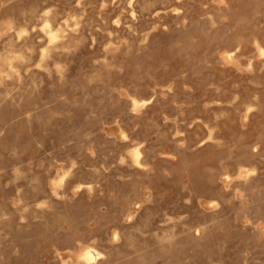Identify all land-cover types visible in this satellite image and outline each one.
<instances>
[{"label": "rangeland", "instance_id": "obj_1", "mask_svg": "<svg viewBox=\"0 0 264 264\" xmlns=\"http://www.w3.org/2000/svg\"><path fill=\"white\" fill-rule=\"evenodd\" d=\"M258 41L264 0H0V264H264Z\"/></svg>", "mask_w": 264, "mask_h": 264}, {"label": "bare ground", "instance_id": "obj_2", "mask_svg": "<svg viewBox=\"0 0 264 264\" xmlns=\"http://www.w3.org/2000/svg\"><path fill=\"white\" fill-rule=\"evenodd\" d=\"M46 3H47V1H45ZM37 3L38 2H36V5H37ZM80 3V2H79ZM87 5V4H86ZM130 5V4H129ZM35 7V6H34ZM26 9V8H25ZM33 9V8H32ZM36 9V8H35ZM44 9H46V8H44ZM52 9V8H51ZM175 9V8H174ZM47 13H49V10H46V12H45V15L41 18L42 20H43V18H44V25L43 24H41L42 26H43V31L45 32V34L48 36V38H49V41H48V43H49V46L48 47H46L45 45V47H44V49L42 50V57H40V58H42L41 59V61L43 60V63L41 62V64L42 65H44L45 67H47V69H50L49 68V66H48V59L52 56L51 54V50L52 49H58V48H61V47H64L66 44H65V42H67V41H65V39H64V34H62L63 33V31H64V29L60 26V27H58V28H56L55 26H53V24H52V21H51V18H50V15L49 14H47ZM35 15V14H34ZM41 16V15H40ZM53 17H54V15H53ZM56 17V16H55ZM9 18V17H8ZM35 18V17H34ZM12 19V18H11ZM30 22V21H29ZM9 25L8 26H11V27H15L14 26V23L11 21V22H9L8 23ZM35 24H37V23H35ZM21 26V25H20ZM36 27V26H35ZM34 27V28H35ZM39 27V26H38ZM20 28V27H19ZM29 28H30V25H29ZM77 28V30H78V27H76ZM18 30V29H17ZM19 31V30H18ZM24 31H27V29L26 28H22V29H20V31L18 32L19 33V36H22V35H24ZM75 31V30H74ZM42 32V31H41ZM67 32V31H66ZM70 32V31H69ZM72 32V31H71ZM23 33V34H22ZM75 33V32H74ZM73 33V34H74ZM27 34H28V32H27ZM45 36V35H44ZM11 37V36H10ZM35 37V36H34ZM14 38H15V36H14ZM17 38V37H16ZM21 38V37H20ZM47 38V39H48ZM79 38V37H78ZM77 38V39H78ZM81 38V37H80ZM6 39V38H5ZM4 39V40H5ZM22 39V38H21ZM77 39H76V41H77ZM82 39V38H81ZM11 40H12V38H11ZM36 41V40H35ZM3 43H5V42H3ZM7 43V42H6ZM47 43V44H48ZM70 44H72L71 42H70ZM69 44V45H70ZM14 45V44H13ZM24 45L25 46H28V47H31V48H34V47H32L33 46V37L32 36H30V37H28V38H26V40L24 41ZM67 46V45H66ZM14 47V46H13ZM27 47V48H28ZM42 47V46H41ZM68 47V46H67ZM70 47V46H69ZM256 47H257V50H258V52L261 54V55H263L264 54V46H262L261 45V43H259V41L258 42H256ZM62 49V48H61ZM13 50V49H12ZM11 50V51H12ZM29 50V49H28ZM31 50V49H30ZM65 50V49H64ZM10 51V50H9ZM34 51V50H33ZM16 52V51H15ZM18 52V51H17ZM63 52V51H62ZM6 53V52H5ZM9 53V52H8ZM23 53V52H22ZM21 53V55H19V57H24V55ZM59 53V52H58ZM61 53V52H60ZM16 54V53H15ZM30 54V53H29ZM226 54V53H225ZM2 55V54H1ZM227 57L228 58H230L232 61H235V63H236V57H235V53L233 52V51H229V52H227ZM27 56V55H26ZM32 56V55H31ZM61 56V55H60ZM62 57V56H61ZM33 58V57H32ZM0 83H2L3 82V80H4V74L3 73H5L4 72V66L5 65H7L8 63H10L11 64V61H10V57L9 56H2V57H0ZM25 59H26V57H25ZM29 59V58H28ZM51 59V58H50ZM14 60V59H13ZM15 60H16V57H15ZM29 60H31V59H29ZM29 60H27V61H29ZM237 60H238V58H237ZM21 61V60H20ZM30 62V61H29ZM22 63H24V62H22ZM241 63V62H240ZM14 64V63H13ZM34 64V63H33ZM39 65H40V62H39ZM63 65V64H62ZM9 66H11V65H9ZM13 66V65H12ZM37 66V65H36ZM59 66H60V64H59ZM8 67V66H7ZM18 67V66H17ZM33 67V66H32ZM11 69H12V67H10ZM21 68V67H20ZM42 68V67H41ZM58 68V67H57ZM30 69V68H29ZM51 70V69H50ZM49 70V71H50ZM48 71V72H49ZM6 73H7V71H6ZM12 73V72H11ZM10 73V74H11ZM13 73H15V72H13ZM17 73V72H16ZM51 74V73H50ZM17 75H18V73H17ZM8 76V75H7ZM7 76H6V78H7ZM9 77H10V75H9ZM12 77V76H11ZM26 77H28V76H26ZM20 79H22V78H20ZM34 81V80H33ZM43 82V81H42ZM15 85V84H14ZM18 87V86H17ZM18 89V88H17ZM14 91H16V90H14ZM26 92V91H25ZM24 92V93H25ZM9 93V92H8ZM19 95V94H18ZM22 97V96H21ZM133 99V105H134V108H138L139 106H143V105H146L147 103H149L151 100H149V99H138V98H136V97H132ZM22 100V99H21ZM7 109V108H6ZM248 109H249V111L247 112V114L251 111V109H252V107L251 106H249L248 107ZM1 110V109H0ZM8 110V109H7ZM3 111V110H2ZM5 112V111H4ZM246 118V117H245ZM13 125V124H12ZM124 131V130H123ZM122 135L124 136V134L122 133ZM16 137V136H15ZM127 137V136H126ZM16 145V144H15ZM130 147V146H129ZM15 149V148H14ZM132 151H131V153H132V159L134 158L135 159V162L136 163H139L140 164V162H141V156H142V150H141V148H140V146H136V147H134L133 149H131ZM17 151V150H16ZM130 153V154H131ZM142 161H144L143 159H142ZM4 163V162H3ZM145 163V162H144ZM6 165V164H5ZM141 165V164H140ZM76 167V166H75ZM15 169V168H14ZM3 171V170H2ZM67 171V170H66ZM69 171V170H68ZM72 171V170H71ZM249 171V169H247L246 167H242L241 169H240V171H239V176L240 177H246L247 176V172ZM18 172V171H17ZM16 173V172H15ZM2 175V174H1ZM16 175H18L17 173H16ZM25 175V174H24ZM230 175V174H229ZM225 176V175H224ZM238 177V176H237ZM14 178H15V176H14ZM64 179H65V175H63L59 180H56L55 182H54V186H53V191L55 192V193H58V191H57V188H56V185L58 184L59 185V183L60 182H63L64 181ZM249 179V178H248ZM83 184V183H82ZM29 185V184H28ZM89 185V184H88ZM91 185V184H90ZM84 187V186H83ZM82 187V188H83ZM74 188V187H73ZM75 189V188H74ZM191 190V189H190ZM37 201V200H36ZM45 204V203H44ZM49 209V208H48ZM52 209V208H51ZM28 210V209H27ZM3 211H4V209H3ZM3 211H2V213H3ZM1 212V211H0ZM138 212V211H137ZM1 215L2 214H0V221L1 222H5V220L6 219H4L3 217H1ZM212 217H213V214H212ZM24 218V217H23ZM215 219V218H214ZM211 222V221H210ZM213 222V221H212ZM204 225H202V227H203ZM207 226V224L205 225V227ZM208 227V226H207ZM206 227V228H207ZM206 228H205V230H206ZM198 229V228H197ZM203 229V228H202ZM205 230H203L204 232H205ZM198 231V230H197ZM198 232H200V231H198ZM176 234V233H175ZM174 234V235H175ZM202 234V233H201ZM165 235V234H164ZM257 235V234H256ZM260 235H262V233L260 234ZM162 237V236H161ZM165 237V236H164ZM167 237V239H169V241H171L170 240V238L172 237V235H168V236H166ZM176 237H179L178 235H176ZM175 237V238H176ZM256 237V236H255ZM114 238H115V236H114ZM116 239V238H115ZM172 239H173V237H172ZM118 241V240H117ZM161 242H162V240H161ZM160 246V245H159ZM67 250V249H66ZM134 254V253H133ZM104 256V253L102 252V251H100L99 249H97L94 245H92V244H89L88 246H86V247H83L80 251H79V253H78V260L77 261H73V259H71V260H68V261H66V264H91V263H95V262H97L101 257H103ZM64 260L62 259V262H63Z\"/></svg>", "mask_w": 264, "mask_h": 264}]
</instances>
